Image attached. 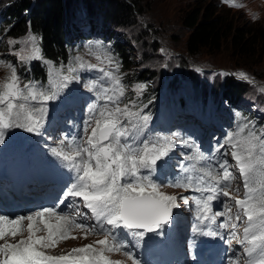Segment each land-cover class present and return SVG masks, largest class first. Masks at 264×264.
<instances>
[{"label":"snow or ice","instance_id":"obj_1","mask_svg":"<svg viewBox=\"0 0 264 264\" xmlns=\"http://www.w3.org/2000/svg\"><path fill=\"white\" fill-rule=\"evenodd\" d=\"M225 2L240 6L231 0ZM9 44L21 45L13 55L22 63L43 59L40 38L31 31L24 39L11 40ZM96 47V64L81 57L75 58V64L59 67L45 61L49 66L47 85L35 80L23 82L15 66L0 60V66L9 69V75L0 81V144L4 143L5 130L12 128L43 135L48 102L56 100L73 80H79L80 70L98 69L102 73L85 84L96 100L88 107L84 136L61 139L50 148L70 174V182L57 202L26 214L0 213V264H124L111 259L114 253L122 254L131 264H141L124 237L131 235L139 245L146 234L159 235L170 224L173 210L181 204L177 194L162 190L166 187L198 193L179 196L184 205L190 201L195 205L194 233L219 237L229 246L235 240L241 246L240 254L230 247L228 264H240L242 257L244 264H264V130L247 122L226 136L217 152L227 146L230 151L221 155H230L234 165L223 158L213 166L208 163L211 158L194 143L179 141L193 153L185 156L189 163L179 165L180 174L164 182L157 176L161 168L158 162L171 159L178 134L151 133V114L143 110L147 106L141 107L135 100L124 102L127 90L117 74L119 63L99 44ZM105 64L109 67L102 66ZM234 75L252 82L244 72ZM146 87L135 86L137 97ZM232 168L242 180V198L239 185L233 187L237 176ZM61 205L71 211H64ZM81 207L88 211H81ZM76 231L84 239L103 238L67 254L52 255L47 251L62 241L80 238L72 235Z\"/></svg>","mask_w":264,"mask_h":264},{"label":"rangeland","instance_id":"obj_2","mask_svg":"<svg viewBox=\"0 0 264 264\" xmlns=\"http://www.w3.org/2000/svg\"><path fill=\"white\" fill-rule=\"evenodd\" d=\"M124 1H132L134 6L140 10L134 13L135 16L132 18V21H129L128 24L121 28L116 23L109 22L110 29L116 33L118 42L122 43L121 38L117 35L120 33V36L124 37V46L128 45V48L132 52L131 57L133 62L131 67L128 68L112 52L108 51L120 65L119 73L117 74L121 76L122 83L127 90L124 102L135 100L141 107L146 105L147 107H144L143 110L145 113H150L148 112L150 106L144 101L150 99L152 102L153 97L161 93L154 100L156 109L150 113L151 122L149 129L153 135L178 134V142L170 154L171 159L167 160L166 163L158 162L161 163V168L157 174H161L162 172L165 174L166 171L171 170L173 173H177V176L180 174L179 165L182 162L189 163L185 161V156L192 154L193 149L179 144V141L183 140H189L196 146H203V148L199 147V150L211 158L208 163H211L213 166L216 165L217 160L223 158L228 159L230 165H234L235 161L232 160L230 155L227 157H222L221 155L224 152L230 151L227 146L217 152L218 146L224 143L226 136L237 131L235 127L229 125L225 127V122L223 123L224 129L215 124V120L221 114L219 111L222 105L216 107L214 103L211 105L204 104V117L208 116L209 119L207 123H201L198 128L189 127V124L191 121H199L200 99L207 92L212 93L213 91H217V94H220L225 81L238 80L244 83V90L239 96H235L236 105L240 108L248 109L251 114L255 115V113H258L260 115V117H257L259 119L258 124L257 121L251 124L257 126V130H264V91H262L264 89V53L261 54L256 48H252L250 49L253 52L252 55L238 56L234 54L235 51L231 50L224 43L219 49H200L194 55H190L185 49V41L189 30L182 25L181 20L191 7L199 6L203 11H210L213 15L225 17L236 27L246 28L248 25L256 24L264 30V0H231L232 4H238L240 5L239 7L230 6L225 0ZM8 2L7 0H0V7ZM80 25L81 23H79ZM26 35L12 38L6 35L2 28L0 30V60L10 62L15 66L17 74L21 76L23 82L31 79L24 78L18 72L21 66L30 70V63L38 61V64H41L45 69L48 81L49 66L45 63L48 60H33L25 64L13 55V52L17 51L21 45H10L9 41L22 40ZM96 46L95 44L72 45L69 51L70 55L65 62L53 63L56 67H59L61 64L68 65L70 62L75 64V58L81 57L83 61L96 64L98 61L93 55L97 51ZM100 49L106 50L102 47ZM102 66L105 68L109 67L107 64ZM240 72L246 73L252 79V82L239 79L234 75ZM141 73L145 74V77L142 80L137 79L136 75ZM78 74L79 80H73L56 100L49 101L47 104L48 116L43 136L48 139L47 143L49 146H47L46 151L50 153V148L57 146L61 139L84 136V122L87 118V110L89 105L96 100L95 93L88 91L85 84L91 80H96L102 73L98 69H84L80 70ZM7 75H9V69L0 66V81H3ZM138 84L147 86L139 97H137L134 91L135 86ZM223 90L227 93L225 89ZM225 97L234 99V95ZM205 101H207V97ZM99 103L102 105L104 101L101 100ZM221 117L223 116L221 115ZM249 119L252 121L253 118L250 117ZM157 129L164 131H156ZM60 130L62 132L58 133ZM25 132L27 131L24 129H8L6 134L7 139H4V142L8 141L7 144L19 142L22 141L20 140L22 138L25 148L26 145L33 142L32 140H27ZM31 134L32 136L36 135L35 133ZM18 137H20L19 141H15ZM32 152L34 153L32 154ZM19 154L21 155L2 153L0 149V174H5L6 172L15 173L18 168L27 165L28 161L32 165L41 167L45 164L39 160L33 148L30 154H25L24 149L22 152L21 146ZM202 164L203 162L197 166L201 167ZM230 170L237 176V179L233 182V187L239 185V196L242 198L244 195L242 180L239 178V173L236 169L232 168ZM162 190L168 194H177L178 202L181 204L179 209L173 210V217L175 215L180 216L173 223V229L175 230V225H183L187 221L189 211L191 210L189 206L192 209L193 207L195 208V205L191 201L188 205H184L179 196H192L198 195V193L192 191L185 192L183 189L173 187H166ZM225 199L227 198L221 197V200ZM228 202L232 203L230 200ZM80 210L84 212L88 211L83 207ZM235 211L236 209L233 208V212ZM164 231L163 229L160 234L161 237H163ZM239 232L242 235L243 226L240 227ZM43 234L41 233V235ZM72 235L80 238L62 241L57 247L47 251L58 255L67 254L73 248L83 247L86 244L93 243L97 239L103 238L89 236L87 239H84L79 231L73 232ZM146 236L143 238L142 243H145ZM133 241L136 243L134 238ZM111 259L120 260L124 264H128L125 257L120 253L111 254ZM242 262L244 263V257H242Z\"/></svg>","mask_w":264,"mask_h":264},{"label":"trees","instance_id":"obj_3","mask_svg":"<svg viewBox=\"0 0 264 264\" xmlns=\"http://www.w3.org/2000/svg\"><path fill=\"white\" fill-rule=\"evenodd\" d=\"M8 3L0 7V20L5 34L10 37H20L29 31L40 38L43 59L54 63L65 62L68 57V47L76 40L73 25L80 19L78 38H87V35L100 32L111 41L112 52L118 60L130 68L133 62L132 52L118 42L116 33L110 29L109 22L123 27L132 21L136 11H140L134 3L124 0H7ZM182 25L189 30L185 41V49L194 55L200 49H219L227 44L234 54L242 56L252 55L250 49L256 48L264 53V30L256 24L248 27H236L223 16L213 15L210 11H203L199 6H193L182 17ZM87 34V35H86ZM129 50V51H126ZM129 54V55H128ZM20 72L26 79H37L43 82L45 73L38 61L30 63V70L23 66ZM142 80L145 74H137ZM151 78V77H150ZM225 89L227 93L224 92ZM244 90V83L238 80L225 81L221 96L216 104H223L225 111L235 104V96ZM234 95V99L229 97ZM216 98V92L212 99ZM241 117L249 116L246 111Z\"/></svg>","mask_w":264,"mask_h":264},{"label":"bare ground","instance_id":"obj_4","mask_svg":"<svg viewBox=\"0 0 264 264\" xmlns=\"http://www.w3.org/2000/svg\"><path fill=\"white\" fill-rule=\"evenodd\" d=\"M14 131V130H13ZM20 131V130H19ZM17 132V131H16ZM19 133V132H18ZM11 135V134H10ZM7 139V138H6ZM19 139H20V137H18V138H16L15 139V141H19ZM20 140H22V139H20ZM6 142V141H5ZM4 142V143H5ZM8 142V141H7ZM24 141L22 140V141H19V142H10L9 144H7V149L9 150V149H13V150H17L18 149V146L20 145V144H22ZM166 227V226H165Z\"/></svg>","mask_w":264,"mask_h":264}]
</instances>
